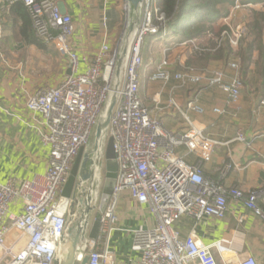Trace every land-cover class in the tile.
<instances>
[{"label": "built area", "instance_id": "built-area-1", "mask_svg": "<svg viewBox=\"0 0 264 264\" xmlns=\"http://www.w3.org/2000/svg\"><path fill=\"white\" fill-rule=\"evenodd\" d=\"M17 2L29 12L35 35L53 44L67 58L70 73L54 87L38 88L26 102L27 108L38 112L44 120L40 140L49 146L48 168L40 178L19 183L9 178L0 182V264H54L61 258L66 228L72 219L66 215L68 199L59 197V193L68 179L74 159L90 145L95 126L113 89L118 50L112 51L105 37L95 53L79 57L68 43L75 30L73 19L61 9L57 0H0L7 11ZM243 5L237 1L232 8ZM123 7L128 15L130 4L125 3ZM104 11L101 20L105 26ZM166 22L165 14L159 11L153 0H142L107 128V136L113 139L117 177L100 217L98 235L95 239L87 237L81 241L75 254L77 263L87 255L86 264H115L108 239L117 221L118 198L125 191L137 203L146 204L155 219L153 226L140 227L132 232L131 248L139 253L137 264H218L213 250L219 254L226 251L219 241L205 245L193 233L181 237L175 224L184 215L195 220L204 216L222 218L231 198L240 200L254 216L264 219L256 190L243 191L204 175L202 162L210 158L214 140L194 126L182 133L165 128L156 116L150 114L140 97L138 71L143 64V41L147 35L165 36ZM241 34L237 30L231 34L223 31L214 49L224 38H228L231 46H237ZM187 45L192 51L197 48L193 41L182 42L178 47ZM169 50H163L162 58L150 73L151 81L167 84L175 80L181 85L204 81L206 86H215L225 92L230 102L237 101L242 85L237 75L225 81L222 69L198 72L190 65L172 71ZM80 62L85 66L83 71H79ZM228 67L237 71V61L231 60ZM261 104L264 105V97ZM187 109L201 112L192 101L187 103ZM213 111L222 112L217 108ZM236 139L245 140L241 131L237 132ZM179 146H185L197 160L193 163L185 161L176 153ZM230 167L226 164L221 175ZM100 175L99 172L95 175L92 192V203L96 205L102 186ZM15 200L22 205L18 214L9 213L10 204ZM225 264L256 262L248 256Z\"/></svg>", "mask_w": 264, "mask_h": 264}, {"label": "crops", "instance_id": "crops-1", "mask_svg": "<svg viewBox=\"0 0 264 264\" xmlns=\"http://www.w3.org/2000/svg\"><path fill=\"white\" fill-rule=\"evenodd\" d=\"M57 1L61 9L73 19L75 30L68 38V43L79 57L95 53L105 37L112 51L118 45H123L131 23V20L127 21L123 7L128 3L126 0ZM247 6L258 9L261 5L249 3ZM103 10L106 13L105 26L101 20ZM237 11L230 17L235 19ZM247 12L242 16L244 25ZM219 23H222V19ZM21 26L19 17L0 4V182L13 178L19 183L40 178L46 172L49 146L40 140L44 120L38 112L29 110L26 102L38 88L54 87L63 76L70 73L67 58L53 44L38 39L35 33L26 37ZM244 34L242 32L237 46L230 45L232 52L228 60L200 59L192 61L191 65L198 72L222 69L225 81L237 75L242 85L236 102H230L225 92L215 86H206L204 81L181 85L175 80L163 84L149 79L165 48L170 49L168 55L172 71L189 65L192 52L190 45L174 48L163 45L152 55L142 48L143 64L138 71L139 94L150 114L156 116L165 128L182 133L194 126L214 140L210 158L202 162L204 175L221 180L227 186H237L243 191L256 190L257 203L264 211V105L261 104L264 97V54L259 58L258 51H252L249 63L243 66L239 47L243 46L241 39ZM262 37L264 41V33ZM231 60L237 61V71L228 67ZM84 67L80 62L79 71H83ZM191 101L201 108V112L187 109V103ZM213 108L222 112H214ZM238 131L243 133L244 141L236 139ZM176 153L188 163L197 160L196 155L185 146L176 148ZM94 157L92 144L79 154L77 196L88 187L83 175L90 168L88 160ZM76 159L77 156L72 167ZM226 164L231 167L221 175ZM60 196L63 197L61 192ZM78 205V197L68 199L66 215L69 218L74 217ZM21 209V203L15 200L10 204L9 213L18 214ZM116 215L117 221L108 239L115 264H137L139 253L131 248L132 232L140 227L153 226L155 219L146 204L137 203L126 191L118 198ZM91 221L92 218L85 238L88 237ZM175 225L181 237L193 233L205 245L219 241L226 251L219 254L213 250L218 264L248 256L253 257L256 264H264V219L254 216L240 200L229 199L222 218L204 216L195 220L184 215Z\"/></svg>", "mask_w": 264, "mask_h": 264}, {"label": "trees", "instance_id": "trees-1", "mask_svg": "<svg viewBox=\"0 0 264 264\" xmlns=\"http://www.w3.org/2000/svg\"><path fill=\"white\" fill-rule=\"evenodd\" d=\"M154 5L166 17V35H147L162 41V44L174 48L182 42L193 41L197 48L191 52L192 61L204 59H223L226 61L232 49L228 38H225L217 49H214L220 33L225 26L219 21L229 14L230 8L239 1L242 4L261 5V9L249 8L245 34L241 41L243 48L239 47L241 64L246 67L250 61L252 51L257 50L259 58L264 54V0H153ZM10 13L22 21L21 29L26 37L34 33L29 12L21 2L13 4ZM146 36V37H147ZM37 37V36H36ZM38 38V37H37ZM40 39V38H38ZM143 48L146 45L143 41ZM143 59V57H142ZM228 60V59H227Z\"/></svg>", "mask_w": 264, "mask_h": 264}, {"label": "water", "instance_id": "water-1", "mask_svg": "<svg viewBox=\"0 0 264 264\" xmlns=\"http://www.w3.org/2000/svg\"><path fill=\"white\" fill-rule=\"evenodd\" d=\"M133 12V18L129 24V29L125 35L122 48L118 52L117 60L115 63V76L113 89L106 102L105 108L100 115L98 122L94 130V144L93 153L95 157L93 160H88L87 164L90 168L86 170V174L83 175V181H87L88 187L84 191L80 192L77 196L76 189L79 184L76 183L77 178V155L76 162L70 170V174L66 183L64 184L61 195L67 199L78 197L79 205L75 212L74 217L70 220L66 228V234L64 238L65 248L62 251L60 260H56L54 264H86L88 256L84 255L82 260L77 263L75 254L79 243L85 238L87 226L92 218L90 230L87 234L88 238L95 239L98 235L100 226L101 214L105 211L106 206L110 200L113 187L116 181L118 165L115 158V152L113 149V139L107 136L108 124L117 100V92L121 83V73L125 56L127 54L126 47L129 44L130 38L133 35L135 26L138 23L139 17V5L142 0H126ZM69 73V72H68ZM100 173L102 177V186L100 191V197L98 204L92 203V192L94 189V181L96 173ZM83 186L80 187V190ZM79 190V191H80ZM96 211L94 217L93 213ZM60 215H64L63 212H59Z\"/></svg>", "mask_w": 264, "mask_h": 264}, {"label": "rangeland", "instance_id": "rangeland-1", "mask_svg": "<svg viewBox=\"0 0 264 264\" xmlns=\"http://www.w3.org/2000/svg\"><path fill=\"white\" fill-rule=\"evenodd\" d=\"M248 4L249 3H246L243 6L239 7L238 9L232 8V12L229 11V14L224 19H222L221 25L222 26H225L224 29L222 30V32L223 31H227L229 34H231V31H235V30H237L238 32H243V33L245 32V25L242 22L243 21L242 16L244 15L245 12L248 11L249 7L248 6L246 7V5H248ZM258 8L261 9L262 7L259 6ZM236 11L238 12L236 18L235 19H234V17L231 18L230 16L232 15V13L233 12H236ZM127 12H129L128 15H127V17H126L127 21L128 20H132V18H133L132 8L130 9V11L127 10ZM222 32L220 33V36H221ZM224 39L221 41V44L224 41ZM239 41H240V39H239ZM121 43L122 42L120 41V44ZM144 43L146 45V52H148L149 55L155 54V52L159 48H162V46H163L162 41L157 40L155 38L148 37V36L145 37ZM121 47H122L121 45H118L116 47L117 50H118V52L121 49ZM90 144H92V146L94 144V134H92V136H91ZM95 213H96V211H94L93 215H95Z\"/></svg>", "mask_w": 264, "mask_h": 264}, {"label": "bare ground", "instance_id": "bare-ground-1", "mask_svg": "<svg viewBox=\"0 0 264 264\" xmlns=\"http://www.w3.org/2000/svg\"><path fill=\"white\" fill-rule=\"evenodd\" d=\"M131 39V38H130ZM128 50V46L126 47V51ZM64 248H65V245L63 246V250H64ZM62 250V251H63ZM60 255H62V252H61V254Z\"/></svg>", "mask_w": 264, "mask_h": 264}]
</instances>
